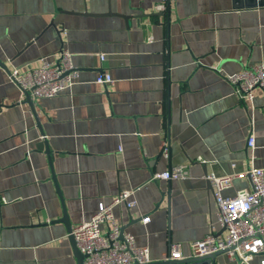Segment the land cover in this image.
<instances>
[{
	"label": "crops",
	"instance_id": "0c3cea01",
	"mask_svg": "<svg viewBox=\"0 0 264 264\" xmlns=\"http://www.w3.org/2000/svg\"><path fill=\"white\" fill-rule=\"evenodd\" d=\"M257 1L0 0V264H78L64 207L74 226L136 187L137 207L114 215L153 261L173 243L191 257L192 241L226 234L206 175L264 168V89L244 105L227 77L264 63ZM63 48L76 81L31 96L35 115L10 72ZM185 163L186 178L151 180ZM250 182L234 178L223 194ZM215 264L241 263L223 252Z\"/></svg>",
	"mask_w": 264,
	"mask_h": 264
},
{
	"label": "built area",
	"instance_id": "2783aa9c",
	"mask_svg": "<svg viewBox=\"0 0 264 264\" xmlns=\"http://www.w3.org/2000/svg\"><path fill=\"white\" fill-rule=\"evenodd\" d=\"M158 7L163 9L165 5L161 3ZM76 71L70 52L63 48L57 60L44 58L38 66L28 64L21 70L15 69L10 72V79L23 92L29 91L34 98H49L70 89L76 81ZM227 77L240 103L246 105L253 101L256 89H264V63L246 66L242 71ZM111 80L109 75L100 74L95 81L106 84ZM254 145L255 137L251 134L248 146L252 149ZM197 160L206 162L202 158ZM189 166V163L174 165L154 173L151 180L186 178ZM244 177L251 181L250 188L238 189L231 196L223 194L232 185L234 178ZM206 178L212 184L218 220L226 229V234L219 235L210 231L203 238L192 241L190 244L194 250L193 256H206L225 250L231 259L241 264H264V168L251 167L224 175L212 172ZM138 189L139 187L121 190L109 202H100L90 219L72 227L77 248L86 254L84 264H146L153 261L150 248L139 246L131 232H124L120 238L122 225L114 215V208L118 205L127 210L137 207ZM141 219L147 224L149 214L141 215ZM182 251L180 243H173L162 260H181L186 257ZM256 257L258 262L254 263Z\"/></svg>",
	"mask_w": 264,
	"mask_h": 264
},
{
	"label": "water",
	"instance_id": "95a60500",
	"mask_svg": "<svg viewBox=\"0 0 264 264\" xmlns=\"http://www.w3.org/2000/svg\"><path fill=\"white\" fill-rule=\"evenodd\" d=\"M264 4V0H258L256 5H262ZM107 14H117V13H113L111 11H108ZM153 14H157V13H153ZM121 15V14H120ZM119 15V16H120ZM145 14L141 15V16H144ZM121 16H124L125 15H121ZM140 16V17H141ZM54 23H52L53 25ZM2 64V63H1ZM27 99H28V103H30V105H32V109L34 110L35 112V115H37V112L36 110L34 109V106H33V103L31 101V94L29 91H26L24 92ZM43 147L46 149L47 153L49 154V156L51 157L52 156V153H51V150L50 148L48 147V144L46 141L43 142ZM53 180L55 181V184H56V179L55 177L53 178ZM56 187L58 189V191L60 192L59 188H58V185L56 184ZM59 221L63 222L66 226V229H68V233H69V239L72 243V247H73V252H74V255L78 261V264H84V261L86 259V254L82 253L79 248H77V244H76V241H75V238L72 234V223L70 221V218L68 216V213L66 212V209L64 207V212H63V216L58 219ZM124 227L122 226V229H121V233H120V238L123 237V234H124ZM223 252H226L225 250H220L218 252H215L213 254H209V255H206V256H191V257H185L181 260H166V261H163V260H160V261H151L149 263H146V264H215V257ZM134 264H139V263H134Z\"/></svg>",
	"mask_w": 264,
	"mask_h": 264
}]
</instances>
